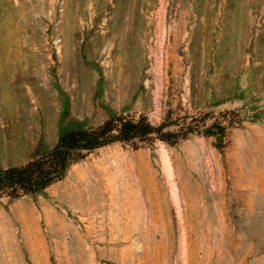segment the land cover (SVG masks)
<instances>
[{
    "label": "rangeland",
    "instance_id": "obj_1",
    "mask_svg": "<svg viewBox=\"0 0 264 264\" xmlns=\"http://www.w3.org/2000/svg\"><path fill=\"white\" fill-rule=\"evenodd\" d=\"M119 115L171 142L0 197V264H264V0H0V169Z\"/></svg>",
    "mask_w": 264,
    "mask_h": 264
},
{
    "label": "trees",
    "instance_id": "obj_2",
    "mask_svg": "<svg viewBox=\"0 0 264 264\" xmlns=\"http://www.w3.org/2000/svg\"><path fill=\"white\" fill-rule=\"evenodd\" d=\"M164 128L151 124L144 116L136 119L119 115L96 128H77L64 133L56 145L39 158L25 165L0 169V197L17 199L40 195L62 181L85 154L115 143L139 146L154 139L170 143L172 133L164 134Z\"/></svg>",
    "mask_w": 264,
    "mask_h": 264
},
{
    "label": "water",
    "instance_id": "obj_3",
    "mask_svg": "<svg viewBox=\"0 0 264 264\" xmlns=\"http://www.w3.org/2000/svg\"><path fill=\"white\" fill-rule=\"evenodd\" d=\"M224 136L223 135H218L217 137H216V142H217V144L218 145H222L223 143H224Z\"/></svg>",
    "mask_w": 264,
    "mask_h": 264
}]
</instances>
